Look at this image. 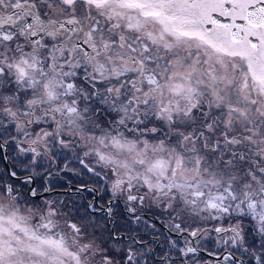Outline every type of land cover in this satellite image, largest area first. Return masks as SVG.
Listing matches in <instances>:
<instances>
[{"label":"snow or ice","instance_id":"6c2138e0","mask_svg":"<svg viewBox=\"0 0 264 264\" xmlns=\"http://www.w3.org/2000/svg\"><path fill=\"white\" fill-rule=\"evenodd\" d=\"M0 264H264V0H0Z\"/></svg>","mask_w":264,"mask_h":264}]
</instances>
